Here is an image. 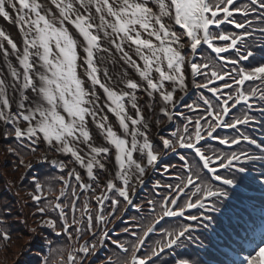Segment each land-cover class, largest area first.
<instances>
[{"label": "snow or ice", "instance_id": "6c2138e0", "mask_svg": "<svg viewBox=\"0 0 264 264\" xmlns=\"http://www.w3.org/2000/svg\"><path fill=\"white\" fill-rule=\"evenodd\" d=\"M0 18L17 25L22 33V43L18 46L0 28V54L10 77L0 71V135L12 136L31 153L37 151L40 143H46L53 152L72 158L65 163L50 158L47 152L40 157L42 163L65 171L67 176L59 177L64 185L60 197L71 199V203L49 201L48 207L53 212L58 210V214L40 222L53 230L60 222L61 232L57 236L69 233L72 225L79 222L75 185L85 192L94 191L72 165L86 169L87 177L95 180V172L107 171L112 155L115 174L106 187L129 206H136L130 196L135 195L137 185L145 183L147 170H156L164 156L178 154L180 149L194 150L202 162L200 168L219 182L206 183L200 172L190 168L185 157L180 156L188 169L187 175L177 177L179 182L175 185L166 186L168 194L161 198L159 220L184 217L187 210L197 209L198 215L186 217L195 223L166 232L165 242L142 257L136 253L145 240L137 236V242L132 245L131 264H154L153 257L185 242L207 251L209 245L194 233L198 229L215 231L220 217L214 214L223 215L222 209L241 187V181L255 180L264 188V138L239 131V126H252L256 132L258 126L264 132V0H0ZM224 26L233 30H225ZM9 57H15L17 63L14 65ZM186 72L203 78L204 83L195 87L212 94L211 99L199 97L204 110L191 132L188 125L193 123L192 118L178 111L181 105L189 111L195 110L193 103L184 102L188 94ZM217 81L223 83L215 86ZM248 82L256 86L245 88ZM138 93H143L149 102L142 106ZM200 104H195V108ZM238 106L245 109L241 115L232 112ZM107 113L114 114L122 132L118 133L109 123ZM157 114L163 119H152L153 127L177 117L187 122L182 133L177 129L169 137L159 138L162 149L155 148L148 134V118ZM90 123L105 143L96 144ZM219 128L235 129L237 135L214 136ZM202 132L221 144L246 143L257 151L205 155L198 147L205 139ZM9 152L17 154L11 147ZM136 153L140 155L134 157ZM20 163L24 161L21 159ZM27 167L31 168L32 164ZM162 167L169 174V168L176 166ZM218 169H225L227 174H218ZM253 170L257 173L254 176L250 175ZM33 180L37 192L32 199L39 203L42 185L38 179ZM156 185L160 186L158 181ZM180 194L187 197L182 203ZM95 199L101 206L98 220L105 223L102 209L109 196L101 192ZM118 203L112 200L113 212ZM65 207L72 213V225L68 223ZM83 207L80 220H86V232L94 240L99 237L98 242L103 245L110 239L108 231L92 232L93 215L87 202ZM38 212L46 214L45 208H38ZM5 223L0 217V225ZM123 231L127 233L129 229ZM153 231L154 226H149L143 236ZM76 232L79 235L81 229L77 228ZM0 238L10 237L7 231H0ZM47 243L51 245L52 241ZM112 243L125 253L129 251L119 241ZM249 247L255 254L243 256L238 264H264V228L258 238L249 240ZM96 251L97 244L86 241L68 259L70 264H77L79 256V264H85ZM41 259L42 264H50L48 256ZM178 264H190V261L181 259Z\"/></svg>", "mask_w": 264, "mask_h": 264}, {"label": "trees", "instance_id": "16d2710c", "mask_svg": "<svg viewBox=\"0 0 264 264\" xmlns=\"http://www.w3.org/2000/svg\"><path fill=\"white\" fill-rule=\"evenodd\" d=\"M225 27L227 28V26ZM258 83L259 82H256V84ZM250 86L254 87L256 85L252 84V82H249L246 85V88ZM244 111L245 109L242 106H238V109H233L232 112L236 115H241ZM248 132L249 134L253 135L250 129H248ZM259 134L260 135H258V137L263 136L264 132L259 131ZM244 145L247 148H254V146L248 145L246 143H244ZM243 148L245 147L237 146L236 150L238 151ZM17 151L18 149L16 148L17 154H9L8 158L10 160V163L8 168H10V171H12V173L16 176H21L23 173L22 168L24 166L20 163V160L32 156L33 153L27 151V149L22 148L20 146L19 152ZM1 157L2 156L0 155V160ZM39 170L41 181H43L46 186L52 187L54 189L52 191H57V189H55L57 185V180L53 179L52 170L49 167H44L42 169L40 167ZM179 172L182 177L186 176V172L183 169L181 170L180 166ZM7 173V168H5L0 162V216L3 217L6 221V223L2 225L3 229L11 235L9 245H6L4 239L0 238V264H42L41 258L44 256H48L49 258H55L58 254H65L70 247L68 238L65 235L61 237L57 236L55 230L42 226L37 220L39 212L36 210V203L34 200H32L30 194L28 195L27 191L28 188L34 187V180L32 179V176L30 174L25 176L20 186L15 189L14 186H12V184H10L7 180ZM256 174L257 173L255 172V170H253L252 175L254 176ZM204 180L205 182L209 181L205 178ZM242 183L246 186H253L255 180L245 178L241 181V184ZM256 187L259 186L257 185ZM164 191H166V189H164ZM242 193V191L238 190L236 196L242 199L244 197ZM151 195L154 196L159 202V197H157L153 189L151 190ZM54 198L55 197L53 194L48 199ZM252 203L256 202L251 201V204H249L248 207L251 211L256 209L250 207L251 205H253ZM242 206H244V204ZM47 209L49 210L50 214L53 215L55 213L51 211L49 207H47ZM249 214H251V212H249ZM252 215V217L249 216V219L255 220L257 215ZM153 217L154 215L150 214L144 219V222L146 223L147 227L149 226V224H151L150 222ZM168 225L169 227H171L172 230H176L178 228L183 227V220L174 219ZM237 225L239 224L233 223L234 227H236ZM155 238L156 239L152 238V240L155 241L154 243H157L158 240L163 239L164 236L155 235ZM49 240L52 241L51 245L47 243ZM128 241L132 243L136 240L128 239ZM189 245L191 246L186 247L183 250H179L178 253L180 254L184 252L186 253V255H181L182 257L201 260V256L196 251L195 246L191 243H189ZM206 254L209 256L208 253ZM169 260L171 261V263L175 264V256H173L170 252H166L163 256L158 258L157 262H159V264H168ZM50 264L52 263L50 262Z\"/></svg>", "mask_w": 264, "mask_h": 264}, {"label": "rangeland", "instance_id": "374dc122", "mask_svg": "<svg viewBox=\"0 0 264 264\" xmlns=\"http://www.w3.org/2000/svg\"><path fill=\"white\" fill-rule=\"evenodd\" d=\"M138 96H140L142 99H141V102H142V106L143 104L145 103H148L149 101L147 100V97L144 96L143 93H138ZM15 108L16 106L13 107V111H15ZM106 112H107V109H106ZM108 116H109V119H111V124L113 125L114 129L118 131V133L122 132V130L118 127V121L116 119V117L114 116V114H111V113H107ZM152 119H158L159 120H162V116L160 114H157L155 117H152L150 116ZM175 119V118H174ZM174 120L172 121H169V122H165V123H162L164 126L159 130V132L155 135V137L153 138L152 140V143L158 139L159 137V134L163 133L162 131H164L166 128H168L167 126H169L168 124H172ZM1 127V126H0ZM153 128V126H152ZM90 130L93 132V135H94V139H96V137L98 139H100L102 142L103 141V138L102 136L99 135L98 133V130L95 129V126L92 125L90 123ZM9 132H11V129L9 128L8 129ZM149 136L152 137V132L149 130ZM8 136H3V135H0V142L2 140H4L5 138H7ZM3 142V141H2ZM105 143V142H104ZM40 144H44L46 145V143H40ZM97 145H99V143L96 142ZM47 146V145H46ZM0 150L4 151V147L1 145L0 143ZM114 149H113V153H114ZM140 154L139 153H136L134 154V156H139ZM4 156H7L8 158V154L7 152H3V164H5L7 170H8V176H11L10 179L14 178V181L15 183H18L20 181V178L19 177H16L15 174L12 173V171H10L11 169L8 168L9 166V163H10V160H6ZM67 157V156H66ZM108 164L109 166H111V174L112 176L114 177V174H115V162H114V155L110 156L109 157V160H108ZM160 165V164H159ZM77 168H79V166H77ZM80 170V169H79ZM82 173H84V176H86V170H81ZM104 172V171H101L98 175V177H101V173ZM14 183V184H15ZM259 186L260 184L255 181L254 185L253 186H248L249 187V191H243L242 195L244 196V199L242 198L241 199V202L244 203V206L240 205V211L238 212V210H236V216H242V218H244L245 216H247V213L248 212H252V214H255V215H262L264 217V188L262 189V187H256V186ZM245 200H248V201H245ZM254 201L256 203H252L253 205H251L250 207L252 208H256L254 209L253 211L250 210V208L248 207L249 204H251V201ZM260 202V203H259ZM260 204H263V205H260ZM227 208V207H225ZM229 212L227 209H222V213H227ZM231 214H234V212H232ZM262 219V218H261ZM220 230H217V236L222 238V240H218L216 241V244H217V250L218 252H210V255L211 257H215L217 259L220 260V262H222V264H233V261H236L237 264H238V261L243 257V256H246L248 255L249 253L251 254H255V252L253 251L252 248L249 247V235L252 234V233H259L261 231L262 228H264V226L260 229L258 224H256L255 222L254 223H250L248 225V228L246 229L247 232L245 233H240V236L242 237L240 240H238L236 242V247H230V250L227 251L226 249L223 248V246H225V244H230V242L234 241V238L232 237L231 235V232L230 230L228 229V226H232V223H227V222H223L221 220V223H220ZM251 228H254L256 230L254 231H250ZM246 240V241H245ZM247 244H246V243ZM228 246V245H227ZM250 251L249 253L247 252ZM219 253V254H218ZM224 253H227V255H224ZM223 255L225 257V259L222 258L221 255ZM217 262V261H216ZM210 264H215V263H210Z\"/></svg>", "mask_w": 264, "mask_h": 264}, {"label": "bare ground", "instance_id": "6f19581e", "mask_svg": "<svg viewBox=\"0 0 264 264\" xmlns=\"http://www.w3.org/2000/svg\"><path fill=\"white\" fill-rule=\"evenodd\" d=\"M0 28H2L6 32V34H8L14 40V42L17 43L18 46L21 45L22 33L19 31L17 25L10 23L3 18H0ZM4 44H5V47L8 48L10 51V45H8L6 41L4 42ZM9 59L11 60V62L14 65L17 63L15 60V57H9ZM116 70L119 71L118 68ZM0 71L3 72L5 77L10 79V77H8V74H7L6 63H5V60L2 56V54H0ZM110 71H111V66H110ZM186 76H187L188 88H189L191 83H192V75L190 72H186ZM97 91H98V93H102V90H100V89H97ZM14 106H16V105L13 104V107ZM105 112H106V109H105ZM148 119H149V129H151L152 134L155 136L158 132V129L161 127V125L158 124L155 128H152V124H151L152 118L149 116ZM109 123H111V119H109ZM0 126L2 127V125H0ZM150 140H151V138H150Z\"/></svg>", "mask_w": 264, "mask_h": 264}]
</instances>
